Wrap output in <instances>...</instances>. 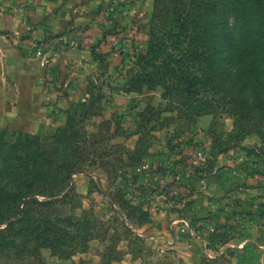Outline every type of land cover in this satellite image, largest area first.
I'll list each match as a JSON object with an SVG mask.
<instances>
[{"label": "rangeland", "instance_id": "obj_1", "mask_svg": "<svg viewBox=\"0 0 264 264\" xmlns=\"http://www.w3.org/2000/svg\"><path fill=\"white\" fill-rule=\"evenodd\" d=\"M192 1L110 0L107 14L98 23V40L92 42L101 50L97 52L99 65L92 74L93 80L84 88V99L93 96L94 102H81L75 109L72 129L60 135L55 144L37 145L39 141L30 135L3 134L8 144L19 141L32 144L26 145L31 152L38 146H48L49 163L81 167L70 176L73 189L68 193L60 190L61 196L50 208L72 222L81 223L93 238L84 249L85 234L77 236L69 230L79 243L70 260L53 259L49 249L46 254L39 249L37 253H41L42 260L27 257L21 261L0 253V264H185L173 248L151 239L158 232L145 228L148 222L158 227L163 216L151 217V212L160 210L168 212L169 222L176 212H187L189 215L182 222L187 230L182 233L191 238L205 234L209 242H204L205 237L199 239L203 250L207 245L227 241L235 220L220 224L191 213L190 194L185 191L183 179L212 176L215 171L231 167L233 178L251 177L250 183L264 187V115L259 117L249 111L247 117L240 118L238 106L227 104L224 95L218 97L220 105L207 114L189 117L178 99L163 98L162 87L129 86L137 69L134 57L148 51L153 34L174 29L179 13L186 11ZM204 2L214 18L210 33L218 30L225 36L264 40V5L251 0ZM225 43L214 39L220 61L218 70L215 68L220 75L218 81L227 87L239 85L242 80L235 67H239L240 57L232 54L233 46L225 51ZM261 72L264 83V61ZM248 97L247 92L245 98ZM203 116L212 117L209 128L200 124ZM13 146L18 145L0 147L3 163L13 161L8 157ZM38 161L43 163L45 158ZM213 163L219 168L213 169ZM140 168L143 173H139ZM61 171L58 181L65 177L62 186L67 185L69 169ZM79 175L85 177L76 185ZM161 176H166L170 184L179 177L176 188L180 194L170 198L168 190L159 184ZM175 223L173 220L171 224L176 226Z\"/></svg>", "mask_w": 264, "mask_h": 264}, {"label": "crops", "instance_id": "obj_2", "mask_svg": "<svg viewBox=\"0 0 264 264\" xmlns=\"http://www.w3.org/2000/svg\"><path fill=\"white\" fill-rule=\"evenodd\" d=\"M109 3L110 0H0L1 130L48 140L68 127L81 102L91 101L84 99V88L93 80L99 65L97 52H101L92 44L98 40V23L107 14ZM73 31L83 34L79 47L66 51L51 67L37 63L32 51ZM212 122L211 116L200 119L207 128ZM212 167L219 168L214 163ZM224 170L212 176L193 177L191 181L184 178L183 184L190 194L191 213L220 224L235 220L226 242L201 249L199 239L205 234L199 232L202 236L191 238L182 233L187 230L182 223L188 214L185 211L176 212L170 222L167 211L151 212V217L163 219L157 228L152 222L145 228L158 232L151 239L173 248L185 264H264V187L250 183L251 177L233 178L231 167ZM84 177L77 176L76 185ZM173 220L176 226L171 224ZM47 251L43 249L42 254ZM217 251L221 255L217 256ZM50 254L60 260L51 251Z\"/></svg>", "mask_w": 264, "mask_h": 264}, {"label": "trees", "instance_id": "obj_3", "mask_svg": "<svg viewBox=\"0 0 264 264\" xmlns=\"http://www.w3.org/2000/svg\"><path fill=\"white\" fill-rule=\"evenodd\" d=\"M251 1L264 5V0ZM191 3L186 11L179 13L174 29L153 34L148 51L134 57L133 63L137 69L129 86L134 88L142 84L150 88L162 87L163 98L171 101L178 99L180 107L189 117L207 114L215 105H220L218 97L224 95L227 104L235 103L238 106L240 118L247 117L249 111L263 117L261 63L264 61V40L258 37L244 39L233 34L225 36L218 30L210 33L214 20L209 14L211 8L204 0H193ZM216 38L226 42L225 51L233 46L232 54L240 57L239 67H235L242 80L239 85L233 83L227 87L218 81L220 75L216 66L220 62L217 59L219 52L213 46ZM247 92L249 99L245 98ZM94 100L92 96L91 102ZM248 100L250 105H247ZM72 118L68 127L51 139L32 137L39 141L37 145L55 144L60 135L72 129ZM6 132L0 129V147L18 146H13L8 156L13 161L3 163L0 155V253L21 261L27 257L42 260L37 250L49 249L59 259H70L79 243L70 236L69 230L77 236L85 234L84 249L88 248L93 235L83 229L81 223L72 222L50 206L61 196L60 190L68 193L73 189L70 176L79 172L81 167L49 163L46 159L50 150L48 146H38L31 152L26 145L32 144L26 141L8 144L3 137ZM42 157L45 161L40 163L38 158ZM63 168L69 169L66 178L69 182L62 186L65 177L60 182L58 176L63 174ZM40 197L43 199L40 200Z\"/></svg>", "mask_w": 264, "mask_h": 264}, {"label": "built area", "instance_id": "obj_4", "mask_svg": "<svg viewBox=\"0 0 264 264\" xmlns=\"http://www.w3.org/2000/svg\"><path fill=\"white\" fill-rule=\"evenodd\" d=\"M82 40L83 34L80 31L65 32L50 40L48 42L49 45L38 47L31 54L40 66L48 68L53 66L66 51L79 47ZM113 40L115 39L113 38ZM195 163H198V161L195 160ZM138 171L139 173L144 172L142 168L138 169ZM173 181L174 183L170 184L166 176H161L159 179L161 188L168 190L170 198L180 194L176 188V182L179 181V177Z\"/></svg>", "mask_w": 264, "mask_h": 264}]
</instances>
